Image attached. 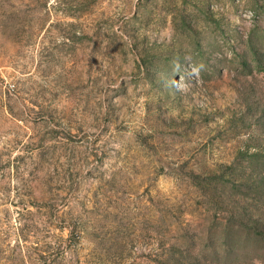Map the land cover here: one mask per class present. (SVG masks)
<instances>
[{
    "label": "rangeland",
    "instance_id": "rangeland-1",
    "mask_svg": "<svg viewBox=\"0 0 264 264\" xmlns=\"http://www.w3.org/2000/svg\"><path fill=\"white\" fill-rule=\"evenodd\" d=\"M252 227L264 0H0V264H264Z\"/></svg>",
    "mask_w": 264,
    "mask_h": 264
},
{
    "label": "trees",
    "instance_id": "trees-1",
    "mask_svg": "<svg viewBox=\"0 0 264 264\" xmlns=\"http://www.w3.org/2000/svg\"><path fill=\"white\" fill-rule=\"evenodd\" d=\"M252 230H253V232H252L253 235L257 236V238L262 239V237L264 236V234H263L262 232H258L257 229L254 230L253 227H252ZM225 233H226V232H224V230H223L222 233H221V238L223 239V240H221V242H222L224 245H226V243L228 242V240H226V234H225Z\"/></svg>",
    "mask_w": 264,
    "mask_h": 264
}]
</instances>
